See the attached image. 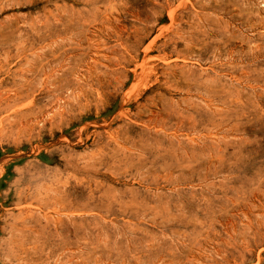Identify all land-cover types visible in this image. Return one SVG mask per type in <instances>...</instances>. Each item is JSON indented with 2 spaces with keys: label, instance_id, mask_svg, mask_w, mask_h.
I'll return each instance as SVG.
<instances>
[{
  "label": "rangeland",
  "instance_id": "374dc122",
  "mask_svg": "<svg viewBox=\"0 0 264 264\" xmlns=\"http://www.w3.org/2000/svg\"><path fill=\"white\" fill-rule=\"evenodd\" d=\"M0 80V264H264V0H0Z\"/></svg>",
  "mask_w": 264,
  "mask_h": 264
},
{
  "label": "bare ground",
  "instance_id": "6f19581e",
  "mask_svg": "<svg viewBox=\"0 0 264 264\" xmlns=\"http://www.w3.org/2000/svg\"><path fill=\"white\" fill-rule=\"evenodd\" d=\"M65 45L62 46H58L54 49H50L48 52L51 55H56V58L53 59L55 62H57L59 68L61 69V72L63 75H66L68 73H70L71 70H73V73L75 72V65H76V55H75V51L76 49L72 48H65ZM98 47V46H97ZM22 51V50H21ZM19 53V52H18ZM41 54V53H40ZM39 54V56H40ZM108 55V54H107ZM103 56V55H102ZM45 57V56H44ZM92 59V58H91ZM131 59V58H130ZM93 61V60H92ZM110 62V61H109ZM112 62V61H111ZM123 62V61H122ZM96 63V62H95ZM116 63V62H115ZM91 64V63H90ZM109 67V66H108ZM93 68V67H92ZM119 69V68H118ZM53 70V69H52ZM34 72V71H33ZM37 72V71H36ZM45 74V73H44ZM51 75V74H50ZM51 78V77H50ZM112 80V79H111ZM1 81V80H0ZM84 81V80H83ZM31 82V81H30ZM52 82V81H51ZM28 85V83H27ZM64 85V84H63ZM107 86V85H106ZM110 86V85H109ZM31 91V90H30ZM28 92V91H27ZM21 95V94H20ZM77 96V95H76ZM18 97V96H17ZM21 96H19L17 98V100H20ZM32 103V102H31ZM27 104V103H26ZM25 104V105H26ZM24 105V104H23ZM29 101H28V106H29ZM34 105V103H33ZM27 106V107H28ZM51 108V107H50ZM49 109V108H48ZM38 110L37 112H35L32 109H29L28 111H26L25 113H21V117L20 120L18 121V127L25 131V132H31L33 130V128L41 121L44 122H51L53 119H55L57 116H59L63 111L60 107H54L51 110ZM20 110V109H19ZM160 111V110H159ZM162 115V114H161ZM4 117V116H3ZM159 119V118H158ZM215 138V137H214ZM210 140V139H209ZM216 165V164H214ZM209 167V166H208ZM216 167V166H215ZM4 173V168L0 167V177ZM30 243V242H29ZM24 247V246H23ZM31 248V247H30ZM36 248V247H35ZM29 249V248H28ZM32 253V252H31ZM25 258H29L28 260L31 262H35L39 259L38 256L36 255H32L30 257H26ZM23 264V263H22Z\"/></svg>",
  "mask_w": 264,
  "mask_h": 264
}]
</instances>
